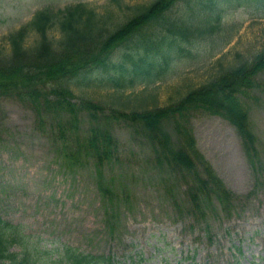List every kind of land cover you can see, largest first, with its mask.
Instances as JSON below:
<instances>
[{
    "label": "rangeland",
    "instance_id": "rangeland-1",
    "mask_svg": "<svg viewBox=\"0 0 264 264\" xmlns=\"http://www.w3.org/2000/svg\"><path fill=\"white\" fill-rule=\"evenodd\" d=\"M148 1L116 2L127 12V6ZM41 2L0 0V44L7 34L29 19L32 13H25L26 8L33 5L35 10ZM77 2H84L99 13L106 7L114 11L118 7L113 0H53L60 8ZM230 5L229 2L222 5L226 14L223 23L215 34L203 39L197 55L188 61H178L174 67L176 76L155 88L157 105L166 106L164 103L171 92L203 82L219 57L227 62L236 55L251 59L264 49V13L246 3L233 8ZM225 41L229 43L221 46ZM259 80L264 85V73ZM259 91L254 95L258 99L260 96L261 102L250 111L257 148L254 164L249 162L239 136L226 122L202 114L191 118L198 149L226 187L241 197L236 202L239 205L235 214L229 215V219L215 222L208 219L214 228L213 244L203 237L199 226L192 227L189 218L176 215L169 195L173 175L164 164L155 162L144 142H132L122 136V128L116 129L120 139L118 159L107 165L104 173L107 180H115L114 189L121 196L124 193L129 196V207L123 205L120 223L109 237L99 209L95 164L83 162L73 174L66 175L45 139L37 137L33 114L4 98H0V218L21 226L22 234L31 236L40 246L65 244L84 254H103L111 259L108 264H117L129 257L140 260V264H176L181 258L187 264V256H194V261L202 264H226L230 260L227 232L242 244V264H261V261L251 262L253 255L264 253V91L262 95ZM102 93L96 88L88 91L95 100L101 99ZM112 100L118 105L132 104L123 98ZM136 103L142 104V101ZM153 107L150 104L145 108ZM179 192L176 189L175 195ZM199 221L209 225L207 220ZM15 252L21 251L16 248ZM98 264H107V261L103 259Z\"/></svg>",
    "mask_w": 264,
    "mask_h": 264
},
{
    "label": "trees",
    "instance_id": "trees-1",
    "mask_svg": "<svg viewBox=\"0 0 264 264\" xmlns=\"http://www.w3.org/2000/svg\"><path fill=\"white\" fill-rule=\"evenodd\" d=\"M165 2L154 0L148 5L133 7L131 14L123 11L115 14L109 9L99 14L84 4L69 7L55 16L39 13L27 26L9 36L8 53L0 50V94L13 95L29 108L39 110L45 108V95L52 93L57 98L56 113H59L68 106L72 108L66 101L67 97L73 98L77 91L92 84L102 83L105 88L120 90L128 79H150L155 73H163L172 56L187 55L179 48L183 45L180 41L185 40L184 34L190 31L189 27L196 29L194 25L210 19V16L200 18L189 10L192 18L187 20L186 12L183 18L178 17L171 23L160 15L168 3ZM150 20L156 21V25L148 26ZM51 27L58 34L47 35ZM156 27L165 29L154 34ZM27 28L37 34V38L25 46ZM132 38L135 40L125 46L126 49L115 59L108 57L107 51L112 44H121ZM236 56L239 60L237 65L229 67L220 63L219 69L209 77L211 82L189 92L186 100L191 110L227 120L239 132L245 148H250L254 141L242 98L247 97L255 86L254 78L264 70V51L252 63L241 61L240 56ZM92 69L96 70L89 72ZM47 85L52 86L46 90ZM116 96L122 98V95ZM81 97H85L83 93ZM134 116L137 122L144 123L151 130V140L161 144L167 163L174 169L192 173L194 181L199 184L195 191L202 192L208 181L201 179L194 169L192 156L198 161L202 159L194 150V142L187 130L181 131L184 147L175 149L169 146L167 136L149 122L153 114ZM58 131L64 136L65 126L59 125ZM110 140L109 133L100 131L93 141L99 158L107 157L105 145L108 146ZM210 172L206 168L205 173L211 175ZM195 199L199 200L196 196ZM13 228L0 222V264L43 263L44 258L38 251L29 249L27 245H21L20 253L11 250L12 245L18 242L15 233L20 234V230L14 231ZM18 237L24 238L21 234ZM62 260L63 264H92L90 258L70 249L64 251L60 262Z\"/></svg>",
    "mask_w": 264,
    "mask_h": 264
}]
</instances>
